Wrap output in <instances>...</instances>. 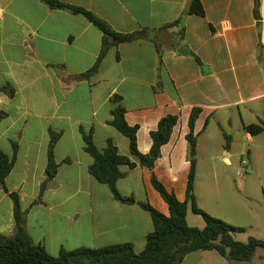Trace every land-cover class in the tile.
I'll use <instances>...</instances> for the list:
<instances>
[{"label":"crops","instance_id":"1","mask_svg":"<svg viewBox=\"0 0 264 264\" xmlns=\"http://www.w3.org/2000/svg\"><path fill=\"white\" fill-rule=\"evenodd\" d=\"M59 1L85 8L125 34L159 29L189 8V0ZM201 2L205 16L189 15L185 26L186 43L203 68L192 56L173 50L165 51L160 62L154 43L138 40L109 46L99 72L87 80L75 77L97 62L104 44L98 27L83 15L51 9L41 0H0V150L12 155L13 142L18 144L6 183L10 192L19 195L27 232L50 255L125 243L140 253L154 231L149 212L116 200L107 185L89 174L93 158L84 150L81 128L85 133L93 130L98 149L104 150L112 140L121 155L137 162L129 139L109 125L117 106L111 101L115 95L123 98L128 124L140 126L138 148L143 154L151 150V132L159 121L166 115L179 117L155 173L180 201L186 199L190 173L187 135L194 108L202 109L195 128L198 205L208 212L197 190L205 162L208 172L216 174L217 163L232 164L235 159L245 164L246 156L255 171L256 150L264 148L256 147V140H262L264 133L252 136L244 127L264 122V0H259L260 19L255 17L256 0ZM234 118L244 132L241 149L240 139L227 129ZM51 132L61 134L55 149L60 166L42 193ZM219 134L222 141L217 140ZM120 169L126 173L117 183L123 197L149 202L170 215L148 168ZM240 188L244 189L242 184ZM248 208L250 214L255 212ZM15 233L14 203L0 186V235ZM208 253H190L180 264H223L214 263L217 257Z\"/></svg>","mask_w":264,"mask_h":264},{"label":"trees","instance_id":"2","mask_svg":"<svg viewBox=\"0 0 264 264\" xmlns=\"http://www.w3.org/2000/svg\"><path fill=\"white\" fill-rule=\"evenodd\" d=\"M41 1L51 9L65 10L75 15L85 16L104 35L103 48L97 62L89 71L75 77V79L88 80L97 74L109 46H118L138 40L153 42L160 62L165 51L173 50L179 55L192 56L202 68L204 67L202 60L186 43L185 26L187 16H205V8L201 0H193L188 10L172 23L159 29H143L130 34L116 32L107 22L85 8L63 3L59 0ZM258 10L259 0H256V19H260ZM11 92H13L12 89ZM122 100L123 98L119 95L111 98V101L117 106L111 112L112 119L109 121V125L129 139L131 155L137 159V162H134L129 156L121 155L112 140L108 141L104 150L98 149L94 142L93 130L85 133L81 128V133L85 143L84 150L93 158V164L89 167V174L99 183L107 185L116 200L128 205L138 204L150 213L154 222V231L147 236L144 250L137 253L132 244L125 243L97 249L61 250L58 256H52L44 247L37 245L24 226V213L21 210L19 195L10 192L6 183L17 160L18 144L13 142L14 152L12 155L0 150V186L13 200L16 233L10 237L0 235V264H180L188 254L197 251H215L229 262H251L259 249L264 250V240L256 237H250L247 242L236 240L235 235L243 232V228L235 227L224 220L209 215L197 202L195 185L198 164V135L195 128L202 109L194 108L189 119L187 158L190 162V173L186 199L180 201L175 193L165 187L155 173L156 162L162 156L163 146L170 142L179 117L166 115L159 121L157 129L151 132V150L149 153L143 154L138 148L140 126L128 124L126 109L122 105ZM2 118L3 116H0V120ZM244 130L252 136H258L264 133V122L245 125ZM60 137L61 134L51 132L46 178L41 186L42 193L48 189L50 182L58 174L60 165L55 158V149ZM65 162H70V159ZM138 165L150 170L151 183L168 204L169 216L162 214L149 202L137 203L134 197H123L119 193L117 183L126 176V173L121 171V166L134 169ZM190 211L204 219V228L190 226L187 219Z\"/></svg>","mask_w":264,"mask_h":264},{"label":"rangeland","instance_id":"3","mask_svg":"<svg viewBox=\"0 0 264 264\" xmlns=\"http://www.w3.org/2000/svg\"><path fill=\"white\" fill-rule=\"evenodd\" d=\"M229 134H235L240 139V149L244 142L242 141L244 132L240 128L238 119L234 118L230 127H227ZM218 141H222L219 134ZM218 143V142H217ZM256 147L264 146V138L256 140ZM211 147L205 148L209 151ZM257 149L259 157L253 158L255 162V171H253L252 159L245 156V164L233 159L232 164L225 161L217 163L216 174L209 173L205 165L202 164L197 179V190L203 206L208 210L209 215L224 220L227 223L239 224L244 231L237 233L235 238L240 242H247L250 237H256L264 240V148ZM224 151L223 154H225ZM221 156V155H220ZM223 157V156H222ZM205 160L209 158L205 157ZM244 189L241 190L240 185ZM255 211L257 216L250 214V209ZM190 226L204 228V219L190 212ZM197 222H201L199 225ZM262 236V237H258ZM236 239V240H237ZM258 254L252 263L245 264H264V250H258ZM208 255L217 257L214 263L223 262L230 264L227 260L221 258L217 252H209ZM262 255V257H259Z\"/></svg>","mask_w":264,"mask_h":264},{"label":"water","instance_id":"4","mask_svg":"<svg viewBox=\"0 0 264 264\" xmlns=\"http://www.w3.org/2000/svg\"><path fill=\"white\" fill-rule=\"evenodd\" d=\"M193 0H189L188 1V7L190 6V4L192 3Z\"/></svg>","mask_w":264,"mask_h":264}]
</instances>
